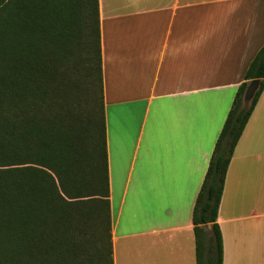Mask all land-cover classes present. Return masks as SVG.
Segmentation results:
<instances>
[{
  "label": "crops",
  "instance_id": "0c3cea01",
  "mask_svg": "<svg viewBox=\"0 0 264 264\" xmlns=\"http://www.w3.org/2000/svg\"><path fill=\"white\" fill-rule=\"evenodd\" d=\"M113 264H195L192 209L264 0H98ZM222 264H264V88L233 150Z\"/></svg>",
  "mask_w": 264,
  "mask_h": 264
},
{
  "label": "trees",
  "instance_id": "16d2710c",
  "mask_svg": "<svg viewBox=\"0 0 264 264\" xmlns=\"http://www.w3.org/2000/svg\"><path fill=\"white\" fill-rule=\"evenodd\" d=\"M263 88L264 44L194 200L195 264H222L225 175ZM112 255L98 0H0V264H113Z\"/></svg>",
  "mask_w": 264,
  "mask_h": 264
},
{
  "label": "water",
  "instance_id": "95a60500",
  "mask_svg": "<svg viewBox=\"0 0 264 264\" xmlns=\"http://www.w3.org/2000/svg\"><path fill=\"white\" fill-rule=\"evenodd\" d=\"M257 85H258L257 79H253L248 83V85L245 89V92H244V102L249 101V99L252 97Z\"/></svg>",
  "mask_w": 264,
  "mask_h": 264
}]
</instances>
